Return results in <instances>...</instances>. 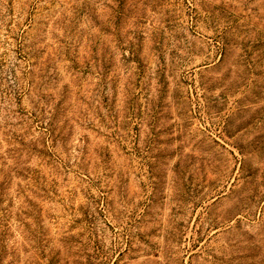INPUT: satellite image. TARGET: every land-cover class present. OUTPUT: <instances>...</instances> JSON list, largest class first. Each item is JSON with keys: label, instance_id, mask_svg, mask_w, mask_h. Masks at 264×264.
<instances>
[{"label": "rangeland", "instance_id": "obj_1", "mask_svg": "<svg viewBox=\"0 0 264 264\" xmlns=\"http://www.w3.org/2000/svg\"><path fill=\"white\" fill-rule=\"evenodd\" d=\"M0 264H264V0H0Z\"/></svg>", "mask_w": 264, "mask_h": 264}, {"label": "trees", "instance_id": "obj_2", "mask_svg": "<svg viewBox=\"0 0 264 264\" xmlns=\"http://www.w3.org/2000/svg\"><path fill=\"white\" fill-rule=\"evenodd\" d=\"M1 260V259H0Z\"/></svg>", "mask_w": 264, "mask_h": 264}]
</instances>
